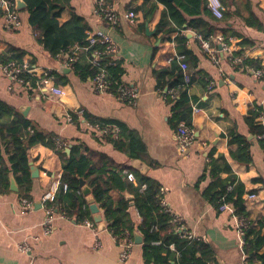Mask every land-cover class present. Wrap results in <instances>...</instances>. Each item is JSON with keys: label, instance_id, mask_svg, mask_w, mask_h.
Returning a JSON list of instances; mask_svg holds the SVG:
<instances>
[{"label": "crops", "instance_id": "1", "mask_svg": "<svg viewBox=\"0 0 264 264\" xmlns=\"http://www.w3.org/2000/svg\"><path fill=\"white\" fill-rule=\"evenodd\" d=\"M107 1L119 16L113 28L94 13L93 0H55L62 5L58 24L80 16L87 24L88 34L96 30L110 34L117 47L116 59L121 61L123 68L122 82L138 90L134 105L126 104L111 93L97 91L92 79L82 80L71 70H61L70 52L51 56L44 49L28 22L25 2L24 8L17 9L21 20L17 29L7 30L0 14V51L9 47L20 49L23 62L35 68V76L41 77L44 70H49L54 85L65 89V95L57 98L45 87L29 92L13 85L0 70V100L38 130L63 141L65 145L57 144V147H64V151L71 144L80 143L83 153L104 154L116 168L146 176L160 185L171 211L182 218L194 238L211 246V255L205 258L207 264H260L258 258L254 256L250 260L244 251V240L238 231L239 219L233 208L229 205L230 209H216L204 198L203 191L211 182L210 163L215 162V166L221 168L219 180L234 176L243 185L247 219L258 229L256 223L264 217V123L259 118L264 115V80H258L252 73L236 71L232 63L249 58L260 60L264 65V0H225L226 15L220 19L203 14L183 15L186 21L198 18L199 31L187 28L186 24L176 26L161 1H155L156 8L150 14L146 11L154 0L145 7L142 0ZM248 7L258 19L260 28L246 25L236 13H247ZM130 10L136 13L133 22L126 17ZM207 30L210 32L204 37ZM237 36L243 37L247 45L239 59L236 61L235 57L231 62V51L222 49V44ZM180 37L185 40L180 41ZM199 38L206 39L209 47L215 50L217 62L201 46ZM181 44L190 51L184 58L185 63L195 66L188 88L189 126L193 129L194 140L184 153L177 146L178 127L174 129L169 122L171 104L166 101L164 91L157 88L155 75L156 70L169 67L173 60L181 70L175 57ZM81 48L74 44L71 52L78 53ZM54 73L66 80L64 85L56 83ZM194 105L199 106V112H193ZM82 112L124 124L144 147L140 157L129 158L126 152L102 136L106 133L104 130L85 121ZM251 112L260 113L253 122L254 126L262 127L260 134L252 130L246 119ZM66 114H77L79 123L72 122V118L66 120ZM12 118L4 115L0 125L9 126ZM237 136L248 143L249 161L226 158L228 151L237 154L241 145L235 140ZM0 149L1 157L8 164L4 147ZM28 158L29 167L37 169L36 176L29 170L30 189L26 191L25 184L20 185L14 175L17 191L9 186L10 191L0 193V264H152L143 258L141 242L135 243L134 239L128 256L120 260L121 239L108 231L103 217L104 228L95 224L94 232L90 227L55 213L52 231L45 233L42 224L46 212L42 199L45 195L54 196L58 190L62 157L53 147L37 143L29 148ZM251 193L255 195L252 199L248 198ZM110 194L114 202L121 196L131 197L127 191L111 190ZM22 196L32 204L27 210L20 207ZM99 212L102 215L101 210ZM128 212L133 220H139L135 208L130 207ZM260 234H264V226ZM21 242L29 244L30 252L18 249ZM258 253H264V243Z\"/></svg>", "mask_w": 264, "mask_h": 264}, {"label": "trees", "instance_id": "2", "mask_svg": "<svg viewBox=\"0 0 264 264\" xmlns=\"http://www.w3.org/2000/svg\"><path fill=\"white\" fill-rule=\"evenodd\" d=\"M142 1L143 7H145L151 0ZM155 1H161L167 6L170 19L178 27L186 24L187 28L199 31L196 26L199 19L193 18L186 21L183 15L213 16L206 5V0H154L146 14L155 10ZM221 1L226 5L225 0ZM24 2L29 13L28 22L44 49L53 56L56 53H71V46L74 44L82 47L83 49L79 50L75 60L71 63L70 70L82 80L92 79L98 71L102 70L107 90L116 95L117 87L122 82L121 61L106 53L103 44L89 42L86 32L88 27L84 19L74 16L68 22L59 25L57 18L62 5L56 4L55 0H24ZM247 9V13L241 11H236V13L246 25L260 28L256 16L249 7ZM0 14L2 16L1 12ZM223 15H226V11ZM209 30L206 31L204 37L208 35ZM179 40L182 41L185 38L180 37ZM225 43L231 48V62L235 57L241 56L243 47L247 45L246 40L239 36L234 40L226 39ZM95 51L98 52L96 61H94ZM178 51L186 58L190 55V51L184 44L178 47ZM9 62L21 66L23 52L15 47L0 51V64ZM176 63V60H173L169 67L155 71L156 86L164 91L166 101L171 104L169 122L174 129H177L180 122L187 126L190 125L191 107L188 88L195 70L194 65L187 64V72L190 76L187 83L184 81L183 72ZM232 65L236 71L248 72L253 75L256 70H262L257 79L264 80V65L260 60L242 58L241 61L232 63ZM19 76L29 82V92L37 88L38 78L36 76L24 70L20 72ZM54 77L56 83L65 84L66 80L60 78L56 73H54ZM170 89L172 91L168 92ZM259 114V112H251V116L246 118L252 130L254 129L258 134L262 133L263 129L260 126H254L253 122L254 117ZM4 115L13 116V118L9 126L0 125V148L4 147L9 162L5 163L1 157L0 149V193L10 191L9 174L10 176L16 175L17 182L20 185L25 184L24 189L28 191L30 189L29 148L37 143L51 146L62 157V174L54 199L44 202L45 206H51L55 213L77 223L82 224L83 221L90 220L95 225L89 204L82 193V185H85L89 188L94 202L101 210L108 231L117 238H123L127 234L134 239L135 234H138L141 238L143 258L147 262L152 264H207L205 258L211 255V246L198 238L188 239L186 236H181V233L176 230L175 223L171 221L172 215L165 211L160 204V185L156 182L146 176L136 174H134V180H128L126 170L113 166L111 160L104 154L83 153L80 143L71 144L70 151L66 154L64 147H57L56 136L38 130L29 120L14 112L10 105L0 100V120ZM82 117L90 125H97L101 130H104L106 133L102 136L126 152L129 158L140 157L144 147L124 124L115 120L98 119L88 112H82ZM71 118L72 122L79 123L77 114H71ZM235 140L241 143L239 150L237 154L228 151L226 158L249 161L248 143L240 136H237ZM210 164L211 182L203 191L204 198L216 209L222 204L230 205L234 215L238 219L246 221L247 225L243 228L242 234L244 251L249 255L250 260L255 256L260 260V264H264V253H258L264 243V234H260V228L264 226V217L257 221L258 229H256L254 222L247 219V211L242 199L244 188L241 182L234 176H230L225 181L219 180L218 173L221 168H218L217 165L216 167L215 162ZM111 190L121 193L127 191L131 197L121 196L114 202L110 194ZM22 198L27 197L22 196ZM130 207L135 208L139 214L138 221L130 217L128 212ZM170 245H173L174 249H171Z\"/></svg>", "mask_w": 264, "mask_h": 264}, {"label": "built area", "instance_id": "3", "mask_svg": "<svg viewBox=\"0 0 264 264\" xmlns=\"http://www.w3.org/2000/svg\"><path fill=\"white\" fill-rule=\"evenodd\" d=\"M95 4L94 13L101 18L103 21L106 22V24L113 28L117 25L119 22V16L114 11V9L110 6L107 0H93ZM206 5L212 15L218 19L222 18L224 11H225V5L221 0H206ZM0 12L2 13L3 21H4V27L7 30H13L17 29L20 24L21 20L18 15L17 8L15 6L14 0H0ZM126 17L130 22L134 21V18L136 17V13L133 10H130L126 13ZM88 39L90 43L99 42L103 44L104 51L111 55L114 59H116V53H117V47L110 36V34L106 31L102 30H96L93 32H90L88 34ZM201 46L209 52V55L211 59L215 62H217V58L215 56V50L209 47L208 41L206 39L199 38ZM222 49L225 51H230V47L225 42L222 44ZM95 59L97 60L98 52L95 51ZM77 55L76 51H72L69 56L67 57V60L63 62V66H70L71 63L75 60V56ZM176 59L180 62L181 70L184 74V81L189 82V74L187 72V64L184 61L185 56L183 54H176ZM239 59L238 57L234 60L237 61ZM0 70L2 73L10 80V82L14 85H19L23 87L26 90H29V82L24 81L23 78L19 76L20 72L23 70L31 75L35 74V68L33 66L28 65L27 62H23L21 66H18L14 64V62H9L7 64H0ZM262 73V70H256L255 75L260 76ZM38 83L37 88H46L56 96L57 98H62L65 95V89H63L60 86H56L53 83V75L49 70H44L43 75L41 77L37 76ZM92 82L94 85V88L97 91L100 92H108L106 81L104 80V74L103 71H98L94 77L92 78ZM50 85V86H49ZM49 86V87H48ZM172 91V90H171ZM112 94V93H111ZM120 100L124 101L126 104L134 105L136 103V99L138 96V90L135 87L129 86L128 84L121 82L117 87V94L115 95ZM173 96V95H172ZM200 111L199 106L194 105L193 106V112L197 113ZM66 120L70 121L71 116L69 114L65 115ZM259 118L261 119V122L264 123V115H260ZM193 129L190 126L185 125L183 122H180L178 125V133H177V146L180 152H185L188 147L193 142ZM58 146H64L65 143L63 141H60L57 139ZM128 180H134L135 176L134 173L131 171L126 170L125 171ZM66 186L64 185V188ZM160 204L163 207L165 211H168L172 215L171 221L175 223L176 230L181 233V236L187 237L188 239H194V236L192 233L187 229L186 225L182 221V218L174 214L169 206L167 205L165 198H164V189L160 187ZM255 195L253 193L248 194V198L252 199ZM54 199L53 195H45L43 197V203L46 201H51ZM20 207L23 210H27L29 207L32 206L31 202L27 198H20ZM45 212H46V218L43 222L44 231L45 233H50L52 231V222L54 218L55 212L53 211V208L51 206H45ZM221 210L224 209H230V206L228 204H222L219 206ZM61 215V214H60ZM84 226L90 227L94 232H96L95 225L90 220H85L82 222ZM247 225L245 220L239 219L238 220V231L240 234H243V228H245ZM121 239V245L122 249L119 254V259L123 260L128 256L129 250L131 246L133 245V239L130 238V236H126ZM97 242V240H96ZM97 245V244H96ZM171 249H174L173 245H170ZM18 249L22 252H30V246L27 242H21L18 244Z\"/></svg>", "mask_w": 264, "mask_h": 264}, {"label": "water", "instance_id": "4", "mask_svg": "<svg viewBox=\"0 0 264 264\" xmlns=\"http://www.w3.org/2000/svg\"><path fill=\"white\" fill-rule=\"evenodd\" d=\"M15 2V6L17 9H21L25 7V3L23 0H14ZM61 70H63L64 72H68L70 70L69 67H62ZM70 150V146H68L67 148H65V152L68 154ZM31 171H32V176H36L37 175V169L31 165L30 167ZM81 184H83V182L81 181ZM10 188L13 191H17V185L13 179V177H10ZM82 193L85 195V199L89 204V210L92 214V218L93 221L95 222V224L100 228H104V222L102 221V215L99 212V208L97 206V204L94 202V199L92 197V195L90 194V190L87 186L82 185ZM40 203H38V206L40 207ZM134 242L135 243H140L141 242V238L138 234H135L134 236Z\"/></svg>", "mask_w": 264, "mask_h": 264}]
</instances>
